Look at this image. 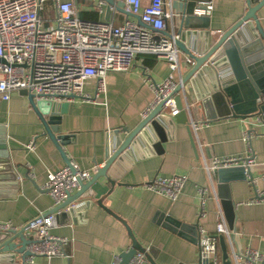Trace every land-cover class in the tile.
<instances>
[{"label": "crops", "instance_id": "0c3cea01", "mask_svg": "<svg viewBox=\"0 0 264 264\" xmlns=\"http://www.w3.org/2000/svg\"><path fill=\"white\" fill-rule=\"evenodd\" d=\"M60 1L78 6L81 18L107 21L106 3L99 8L98 0ZM143 2L148 4L149 0ZM212 3L214 8L208 16L210 41L214 44L242 19L247 6L245 0ZM109 13L116 25L127 19L139 23L138 17L128 16L125 9L111 7ZM257 14L264 29V6ZM242 32L247 42L255 39L251 24ZM181 69L182 76L189 72L184 62ZM170 74L165 60L139 56L129 72L108 73L106 91L98 97L95 82L90 81L85 89L95 98H76L68 103V113L62 116L60 135L67 139L64 151L68 159L95 175L107 161L110 141L124 139L139 126L154 101L152 86L162 84ZM180 77L176 74L175 80L179 82ZM249 130L248 122L227 118L211 121L198 132L191 128L194 142L187 126L176 123L166 131L163 152H159L160 148L156 152L152 143L141 140L129 151L128 160L122 162L127 171L104 202L110 212L95 201L86 208L94 196L89 190L78 201L74 216L56 218L50 231L68 239L66 256L36 257L25 264H112L116 256L132 248L129 230L141 246L154 252L156 264H198L201 230L215 234L222 211L216 183L205 165L213 158L253 157L256 164L250 169L257 179L256 189L264 190V139L252 134L250 142L245 141ZM30 143L34 150L28 149ZM7 165L11 170H0V222H11L18 232L41 213L52 210L54 202L44 190L47 176L67 167L55 144L45 135L28 97L21 92L14 93L8 102L0 101V168ZM176 175L187 176L188 182L175 202L146 187L155 179ZM101 182L105 183L104 179ZM231 192L237 212L235 249L244 251L251 246L264 254V204L246 205L256 196L249 181L232 182ZM202 212L205 218L199 219ZM20 242L18 238L14 243ZM225 243L235 264L233 248L226 238ZM219 263L223 264L221 250ZM13 264H23L21 254Z\"/></svg>", "mask_w": 264, "mask_h": 264}, {"label": "built area", "instance_id": "2783aa9c", "mask_svg": "<svg viewBox=\"0 0 264 264\" xmlns=\"http://www.w3.org/2000/svg\"><path fill=\"white\" fill-rule=\"evenodd\" d=\"M122 1L125 11L139 16L146 27L137 22L125 20L116 25L110 21H94L81 18L79 8L73 2L60 0H0V101L8 102L16 92L25 90L34 95L36 102L69 103L80 98L92 101L106 91L105 78L110 72H129L139 56H151L165 60L171 70L170 76L160 85H153L154 101L150 110L166 99L176 89V74L182 77L181 62L190 68L193 59L186 56L177 46L180 39L175 31L173 0H114ZM105 4L100 0L99 8ZM116 8V7H112ZM214 6L212 1L205 4V10H196V16H208ZM170 26V27H169ZM169 28L170 37L163 32ZM227 66V62H224ZM180 77V80H181ZM95 82L96 96L85 89ZM169 118L180 113L173 100L167 103ZM148 110V112L150 111ZM147 112V113H148ZM145 113L144 117L147 115ZM207 123H191L198 132ZM244 140L250 142L251 135ZM28 149L34 150L30 143ZM249 158L245 163L244 159ZM213 158L205 165L207 173L211 169L242 165L254 166L253 157ZM252 158V159H251ZM74 172L65 167L59 172L49 173L44 190L53 200L52 210L68 199V194L80 189V181L86 184L92 178L90 171L76 167ZM264 182V175L262 176ZM188 182V177L176 175L172 178H158L146 184L156 194H161L175 202ZM256 196L247 204H264V190L256 189L257 179L250 182ZM75 207V205H72ZM51 210V211H52ZM222 210V208H221ZM57 214L41 213L30 223L26 236L30 244L26 250L33 262L36 257L52 259L66 256L68 239L52 235ZM205 218V213L199 219ZM216 233L201 230L199 242V264H220L218 236L222 235L233 248L235 264H263L264 254L249 246L244 251L233 245L234 232L229 230L223 210L218 215ZM17 229L11 222H0V231ZM112 264H122L116 256ZM127 264H150L144 252H138Z\"/></svg>", "mask_w": 264, "mask_h": 264}, {"label": "water", "instance_id": "95a60500", "mask_svg": "<svg viewBox=\"0 0 264 264\" xmlns=\"http://www.w3.org/2000/svg\"><path fill=\"white\" fill-rule=\"evenodd\" d=\"M102 1L108 5L107 21H110L111 7L125 8L122 1L117 3L114 0ZM211 1H172L175 31L180 35L177 46L181 52L193 59L194 64L190 66L189 72L181 77L173 93L150 110L135 130L129 132L124 139L118 138L110 141L105 165L98 169L86 184L80 181V189L68 194V199L49 214L55 213L57 218L73 217L78 201L89 190L94 196L93 199L88 200L86 208L95 201L100 207L110 212L105 208L104 202L111 188L123 178V174L127 171L123 163L128 160L129 151L143 140L152 143L156 152L157 148H160L159 152H163L162 145L167 142L166 131H170L176 123L186 125L191 140H193L192 122L210 123L232 118L248 122L250 124L249 135L254 134L256 138L264 139V29L257 14L264 6V0H245L247 11L242 19L227 29L214 44L210 41L212 37L210 16L195 15L196 10H205V4ZM126 14L134 17L130 13ZM136 17L139 19V24L146 27L141 18ZM250 24L256 36L253 41L247 42L242 29ZM163 33L168 37L171 35L169 28ZM225 61L230 70L224 65ZM21 93L28 97L29 104L38 115L45 135L55 144L66 166L74 172L72 161L68 159L64 151L67 139L60 135L62 116L68 113L69 104L36 102L33 94L25 90H21ZM169 100H173L174 105L180 110V113L173 118L166 115V103ZM248 160L249 158H246L243 162L246 163ZM0 170L9 171L11 169L7 165ZM209 175L216 183V192L227 227L235 233L237 212L231 192V183L234 181L251 182L254 175L250 167L245 168L242 165L211 169ZM101 179H104L105 183L101 182ZM29 230L30 224L18 232L0 231V264H13L19 254L25 264L26 259L30 257V253L26 250V246L30 244L26 236ZM129 231L132 248L119 256L121 263L127 264L138 252H144L149 263L156 264L153 257L154 252L147 251L141 246L131 230ZM18 238L21 242L17 245L14 242ZM232 238L234 243V236ZM218 239L222 263L233 264L228 254L225 238L219 235Z\"/></svg>", "mask_w": 264, "mask_h": 264}]
</instances>
